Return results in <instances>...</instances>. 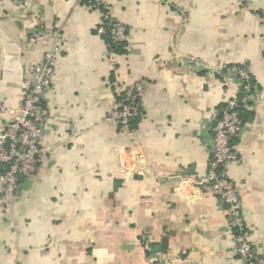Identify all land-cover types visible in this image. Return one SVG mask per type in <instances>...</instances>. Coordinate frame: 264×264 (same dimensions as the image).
Wrapping results in <instances>:
<instances>
[{
    "label": "crops",
    "instance_id": "0c3cea01",
    "mask_svg": "<svg viewBox=\"0 0 264 264\" xmlns=\"http://www.w3.org/2000/svg\"><path fill=\"white\" fill-rule=\"evenodd\" d=\"M32 2L37 12L0 0V98L19 106L54 33L64 47L38 179L0 211V264H246L232 250L227 205L196 186L214 122L241 98L233 66L253 74L258 95L242 106L229 174L264 256V0H104L128 28L117 52L97 33L99 10ZM38 19L46 37L32 43ZM140 77V116L127 130L107 122Z\"/></svg>",
    "mask_w": 264,
    "mask_h": 264
},
{
    "label": "built area",
    "instance_id": "2783aa9c",
    "mask_svg": "<svg viewBox=\"0 0 264 264\" xmlns=\"http://www.w3.org/2000/svg\"><path fill=\"white\" fill-rule=\"evenodd\" d=\"M24 10H38L32 0H17ZM100 11V23L96 28L99 35H107L113 41H124L128 28L107 7L104 0H80ZM38 19L35 33L28 39L32 43L41 42L46 33ZM63 35H53V45L46 52L41 63L33 66L31 83L26 87L21 104L17 107L7 104L0 98V120L8 117L0 132V211L9 212L13 201L23 189L24 183L32 184L38 179L40 154L46 132L49 109L45 104L47 92L54 83L57 63L63 50ZM188 64L196 66V59ZM234 73L240 84L241 98L227 101L220 111V117L212 126L211 160L208 171L196 180V186L209 188L219 195L227 205L231 219L233 253L246 264H264V256L255 248L246 231V217L239 189L233 183L229 168L239 160V154L232 144V138L243 132L245 121L239 110L257 99V89L253 74L246 68H227ZM146 92L143 77L128 85L123 98L107 113L105 120L127 130L130 121L142 113V100Z\"/></svg>",
    "mask_w": 264,
    "mask_h": 264
},
{
    "label": "trees",
    "instance_id": "16d2710c",
    "mask_svg": "<svg viewBox=\"0 0 264 264\" xmlns=\"http://www.w3.org/2000/svg\"><path fill=\"white\" fill-rule=\"evenodd\" d=\"M105 40L107 41V43L109 44L110 48L113 50V51H119L121 50V46H122V43L124 41H113L112 39H110L107 35L104 36ZM239 110L241 112V116L243 118V114H242V106L239 107Z\"/></svg>",
    "mask_w": 264,
    "mask_h": 264
}]
</instances>
